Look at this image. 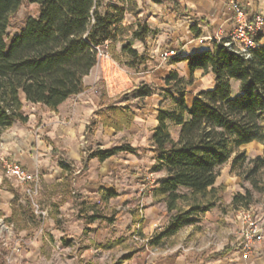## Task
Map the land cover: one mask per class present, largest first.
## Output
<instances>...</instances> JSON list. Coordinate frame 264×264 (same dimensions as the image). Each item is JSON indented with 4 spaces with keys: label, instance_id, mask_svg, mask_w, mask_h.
Returning a JSON list of instances; mask_svg holds the SVG:
<instances>
[{
    "label": "trees",
    "instance_id": "16d2710c",
    "mask_svg": "<svg viewBox=\"0 0 264 264\" xmlns=\"http://www.w3.org/2000/svg\"><path fill=\"white\" fill-rule=\"evenodd\" d=\"M140 1L146 2L0 0V136L16 122L28 121L22 112L25 103L46 106L56 112L69 98L84 93L88 89L85 78L98 65L100 51L106 47L113 61L128 70H141L148 61L146 52L140 54L129 42L132 38L146 45L151 34L139 18ZM151 1L162 3L167 0ZM168 1L173 5V11L191 15L178 0ZM26 2L38 6V15L30 17L21 32L7 44V30ZM127 16L136 18V22L127 24ZM193 19L196 23L190 31L193 38L198 39L203 32L197 23L206 19L196 16ZM253 20L254 16L249 18V21ZM263 39L264 26L253 36L258 46L248 52L237 50L229 38H223L210 50L177 59L176 62H187L192 74L202 70L204 75L209 72L214 75L215 87L198 93L191 105L186 97L189 87L194 84L193 77L186 80L172 72L164 79L167 102L159 109V124L153 130L152 147L155 170L167 175L159 181L154 196L164 201L167 211L173 214L165 229L150 239V247H162L182 229L196 225L202 215L218 206L225 192L224 186L216 187L218 169L232 159L231 170L240 176L247 163L246 153L239 152L241 147L254 142L261 144L263 156L253 163L255 171L264 168ZM228 43L231 44L228 46ZM232 80L241 83L240 94L236 97L232 96ZM156 92L154 85L143 83L131 95L142 101ZM99 94L101 108L88 126L89 132L98 125L117 132L131 128L134 111L129 105L116 104L123 97L111 99L103 88H99ZM170 124L180 128L177 139L170 132ZM53 152L58 150L53 148ZM136 152L130 144H122L108 149L97 148L89 158H97L103 163L120 153ZM58 163L62 181L53 185V192L72 195L70 176L75 170L74 163L60 156ZM182 189L188 191V196L181 193ZM12 191L15 193L12 203L16 205L19 196L17 191ZM115 197V192L103 191V204H78L79 217L87 226L86 234L88 227L98 221L114 223V217L102 212L105 211L104 202ZM242 198L236 195L233 203ZM184 200L190 201L188 209L180 205ZM27 212L33 218V214ZM232 250L227 246L216 256H226Z\"/></svg>",
    "mask_w": 264,
    "mask_h": 264
},
{
    "label": "rangeland",
    "instance_id": "374dc122",
    "mask_svg": "<svg viewBox=\"0 0 264 264\" xmlns=\"http://www.w3.org/2000/svg\"><path fill=\"white\" fill-rule=\"evenodd\" d=\"M256 1L254 0L255 3L258 2ZM263 8L258 15L264 18ZM245 12L248 18L257 15L256 13L251 15L246 10ZM37 15V5L28 2L23 4L7 30L6 43L9 44L12 38L21 32L30 17H36ZM130 21H132V18H130ZM126 22L129 24V21ZM131 41L133 40L129 39V42ZM120 48L121 45L119 44L118 49L120 50ZM104 52L105 56L101 57L99 63L104 59L111 58L107 47ZM115 63L127 72H135L128 70L117 62ZM195 82L194 79V84L188 89L193 94L207 84L206 80L203 83ZM101 88L105 89V84ZM135 89L121 93L111 99L123 97V100L117 101L116 104L129 105L131 109L141 107L140 105L144 104L131 95ZM164 89H166V86L161 82L159 88L156 89V93L164 97ZM97 90L96 92L99 94ZM186 99L188 104L191 105L194 97L189 94ZM166 102L165 100L162 107L166 105ZM22 112L35 117L34 122L25 124L24 127L30 125V130L37 132V136H39V129L43 124L42 120L44 117H48L47 110L42 105L33 106L25 103ZM95 113L94 120L96 119ZM97 127L102 126L98 125ZM123 131L115 132L120 133ZM91 133L89 132L86 135L89 140L86 141V138L81 140L84 159L78 168L74 165V172L78 169L87 168L86 162L91 159L89 158L90 154L93 150L99 148L91 139ZM9 134L10 132L7 130L1 138L3 139ZM171 134L174 137L176 136L175 129L172 128ZM117 136V138L112 139L109 148L114 147L113 145L129 144L127 140L121 139L119 135ZM43 141L45 144L56 148L51 140L45 139ZM103 145H101L103 148L108 149ZM150 145L136 148L135 157H130V153H124L122 155L124 156L123 159L115 157L111 162V166L117 167L119 170V162L123 160L122 170L125 173L140 174L143 176L141 180L145 181L142 183L141 190L136 194L128 195L123 201V197L114 200V205L110 206V210L103 206L105 211L102 213L115 218L113 224L98 222L96 225L88 227L87 234L85 233L87 226L79 217L80 207L78 204L80 202L72 197L73 194H76L75 192L72 195H63L60 192L54 193V184L47 185L42 177L38 194L34 200L39 208L36 209L29 198L26 197L24 188L16 180L7 176L0 164V185L2 186L0 188V264H123L139 254H144L146 257L148 256V259L154 260L173 254L187 255L190 264H255V259L261 258L260 252L257 250V245L251 247L248 251L243 249L241 214L249 211L257 215L261 222H264V168L255 171V163H253L256 158L263 156L261 145L255 142L239 149V152L246 153L247 158V163L244 169L241 170L240 176L231 170L232 159L218 169L216 186H224L225 192L218 204V209L213 213L212 220H204V215H202L196 225L185 227L178 235L169 239L165 245L156 248L150 247L149 241L155 234L165 229L173 213H169L166 209L161 210L158 214L157 225L153 227V232L150 235L143 233L145 211L149 208V205H156L158 209H160V205L165 207L164 201L154 196L155 181L158 178L155 174H151L154 172L156 165L152 159L154 152L152 153ZM56 149L58 150L57 153L53 152V149L51 152L50 171H54L56 168L59 156L69 160L64 150ZM138 153L140 155L137 156ZM235 156L236 153L232 158ZM126 162L133 163V166H127ZM159 175L162 174L159 172ZM12 190L17 191L19 196L16 205L12 203L15 197ZM6 191L10 195L5 194ZM181 193L186 196L189 194L184 189L181 190ZM236 195H241L243 198L235 204L233 199ZM189 204V200L180 202L184 209H188ZM118 207L120 209H117ZM27 211L33 214V218ZM40 212H44L45 215H41ZM218 212L222 215L221 219L216 221ZM91 237H94V239H90L91 242L89 243L86 242L87 238ZM120 240L124 241L118 243ZM227 246L233 248V250L226 256H216ZM260 247V249H264V242L261 243ZM141 248L144 249L135 252ZM129 254L132 255L131 258L128 257Z\"/></svg>",
    "mask_w": 264,
    "mask_h": 264
},
{
    "label": "crops",
    "instance_id": "0c3cea01",
    "mask_svg": "<svg viewBox=\"0 0 264 264\" xmlns=\"http://www.w3.org/2000/svg\"><path fill=\"white\" fill-rule=\"evenodd\" d=\"M178 1L182 6L187 7L191 15L173 11V5L168 0L162 3H155L151 0H146L145 3L139 2V18L151 30L146 45L140 40L131 38L133 41L130 43L133 48L140 54L146 52L148 57V61L143 65L141 70L127 72L111 58L104 59L85 78V86L88 89L84 93L69 98L56 112H52L48 107L43 106L48 112V117H44L42 120L43 124L41 125V129H39V136H37V132L30 130V125L24 127L25 124H30L35 120L34 116L26 114L24 115L28 117L27 123L16 122L8 130L10 134L4 137L5 140L1 138L2 134L0 136V154L10 157L11 160L30 171L39 169L43 174L44 182L47 185H53L62 181V169L59 167L57 161V166L54 171L49 170L53 147L45 144L43 140H51L56 148L66 152L68 159L74 162L77 168L81 166L84 159L81 140L83 138H86V141L89 140L86 137L87 133H89L88 126L94 120V113L101 108L100 94L96 92L97 87V91H99V88L104 87L105 84L108 96L114 98L121 93L137 88L143 83L154 85L157 89L160 83H164V79L172 72H177L181 78L186 80L193 77L196 80L195 83L207 81V84L194 94L189 91V94H192L193 97L202 91L212 90L215 87V83L214 75L211 72L204 75L202 70H197L192 74L187 62H176V60L194 53L210 50L218 39L228 37L236 27L233 13L228 6V0ZM237 1L251 15L261 13L264 5L263 0H257L258 2H256L258 4L254 0ZM193 16L205 17L206 19L205 22L197 23L203 32L202 37L198 39H194L190 31L191 26L196 23ZM130 18H132V21H130ZM126 21H129V24L132 25L136 22V18L127 16ZM262 42L264 43V39ZM167 50H174L177 55L169 62L163 63L161 54ZM231 85L232 96H238L240 94L241 83L237 80H232ZM141 103L144 105L132 109L135 113V121L130 129L116 133L112 129L94 127L90 131L92 132L90 134L91 139H93L99 148L106 149L101 145L108 144L103 146L109 148L112 139L117 138V135H119L121 139L127 140L133 148H140L151 144L150 148L153 153V130L159 124V109L165 103V97L155 93L142 100ZM172 128L175 129L176 133L175 137L172 136L177 139L180 128L170 124V132ZM33 144L35 145L33 146ZM261 147L263 148L262 145ZM136 153L129 155L130 157H135ZM123 154L120 153L103 163H100L97 158H91L86 162L88 165L87 168L78 169L76 172L73 171L70 176V183L72 189L78 196L75 200L80 203L103 204L102 192L113 191L117 194V197L104 202V206L107 210H110V206L114 205V200L123 197V201L128 195H134L140 191L142 183L145 181L141 180L142 175L125 173L122 170L123 160L119 162V170L117 167L111 166L114 158L121 157L123 159ZM138 155L140 154L138 153ZM152 159L156 165L155 154ZM126 164L127 166H133V163L126 162ZM159 172L162 175H159ZM162 172L154 170L151 173L155 174L158 178L155 181L154 189L158 187L159 181L167 175L166 172ZM5 194L10 195L8 191ZM164 206L162 207L160 205V209H158L156 205H149V208L146 209V216L142 228L145 235H150L153 232V227L158 222V214L161 210H167L166 204ZM117 209H120V207ZM217 209L218 206L208 211L204 214L203 219L212 220L213 213ZM217 215L216 221L221 219L222 214L218 212ZM98 222L101 223L100 221ZM96 223L93 225H96ZM90 239H94V237L87 238L86 242H91ZM260 245L256 247L258 252H260L261 258L255 259V264H264V249H260ZM138 256L140 258H137ZM188 261L187 255L173 254L154 260L148 259V256L146 257L144 254H139L123 264H190Z\"/></svg>",
    "mask_w": 264,
    "mask_h": 264
},
{
    "label": "built area",
    "instance_id": "2783aa9c",
    "mask_svg": "<svg viewBox=\"0 0 264 264\" xmlns=\"http://www.w3.org/2000/svg\"><path fill=\"white\" fill-rule=\"evenodd\" d=\"M228 6L233 13L236 27L226 38H229L236 46V49L241 52H248L251 49H255L258 44L253 40V36L262 30L264 18L257 14L254 16L252 22L249 21L247 13L237 0H228ZM220 41L221 39L217 40V42ZM230 44L228 43L226 45L229 46ZM104 53V51H100V59L105 56ZM176 55L177 53L174 50H167L161 54V60L163 62H169ZM0 164L5 174L16 180L24 188L26 197L29 198L36 209H39L34 200L38 194L42 179L41 171L39 169L30 171L2 154H0ZM40 214L45 215L44 212H40ZM241 237L244 251H248L251 247L263 243L264 222H261L257 215L249 211L243 212L241 214Z\"/></svg>",
    "mask_w": 264,
    "mask_h": 264
}]
</instances>
